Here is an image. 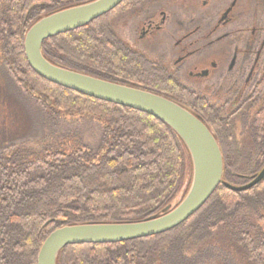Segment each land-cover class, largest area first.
<instances>
[{
    "label": "trees",
    "instance_id": "trees-1",
    "mask_svg": "<svg viewBox=\"0 0 264 264\" xmlns=\"http://www.w3.org/2000/svg\"><path fill=\"white\" fill-rule=\"evenodd\" d=\"M94 1L10 0L3 12V65L38 112L54 123L74 115L95 118L104 128L97 150L69 146L64 138L63 145L45 146L41 153L16 147L0 154V264H38L46 239L65 226L137 223L161 216L180 205L190 189L191 156L171 128L146 114L49 83L30 67L24 50L28 31L49 15ZM141 1L124 0L118 11ZM113 14L48 39L44 58L59 68L153 93L201 119L194 110L204 114L202 101L153 72L115 38ZM257 94L252 131L261 145L264 88ZM211 120L223 156V181L237 186V167L229 165L226 144L232 129L214 116ZM258 160L264 162V153ZM263 206L264 180L242 193L220 186L193 218L169 233L119 244L69 246L57 264H164L173 257V264H197L207 251H225L237 264H264Z\"/></svg>",
    "mask_w": 264,
    "mask_h": 264
},
{
    "label": "flooded vegetation",
    "instance_id": "flooded-vegetation-1",
    "mask_svg": "<svg viewBox=\"0 0 264 264\" xmlns=\"http://www.w3.org/2000/svg\"><path fill=\"white\" fill-rule=\"evenodd\" d=\"M120 6L109 13L115 38L202 101L204 114L194 112L211 133L213 116L232 128L237 122V148L244 153L257 112L246 130L241 117L260 102L257 92L264 88V0H143L118 11Z\"/></svg>",
    "mask_w": 264,
    "mask_h": 264
},
{
    "label": "water",
    "instance_id": "water-1",
    "mask_svg": "<svg viewBox=\"0 0 264 264\" xmlns=\"http://www.w3.org/2000/svg\"><path fill=\"white\" fill-rule=\"evenodd\" d=\"M123 2L96 0L41 19L26 34L24 50L27 61L32 70L49 83L146 114L171 128L191 156V186L180 205L174 209L167 208L161 216L137 223L75 225L54 231L40 249L38 264H57L61 251L69 246L119 244L169 233L193 218L220 186L242 193L250 191L264 180L263 168L245 186L237 187L223 181V156L215 136L201 119L179 105L153 93L59 68L44 58L42 46L45 41L86 27Z\"/></svg>",
    "mask_w": 264,
    "mask_h": 264
},
{
    "label": "rangeland",
    "instance_id": "rangeland-1",
    "mask_svg": "<svg viewBox=\"0 0 264 264\" xmlns=\"http://www.w3.org/2000/svg\"><path fill=\"white\" fill-rule=\"evenodd\" d=\"M9 1L0 0V22ZM101 51H103L102 48ZM107 52L106 50V59L110 60L111 55ZM259 105L260 102H257L251 111L245 112L241 117L243 129L249 128V121L257 112ZM38 110L40 109L35 101L18 89L10 73L2 65L0 67V154L9 148L16 147L41 153L45 146L63 145L64 138H67L69 146L75 144L91 150H97L100 147L104 125L97 119L80 118L79 115H74L75 117H63L61 121L54 123ZM261 119L264 120V114ZM232 125H230L231 129H236V132L234 130L230 132L231 139L226 143L229 145L228 149L231 150L232 157L229 165L232 168L237 167V173H234L237 176V183L234 185L241 186L249 183L251 177L264 168V162L261 164L258 160V156L263 152L260 150V145L253 141L255 136L250 140L251 145L244 150L246 154L242 149H238L237 141L240 143L242 140L241 134L237 133V122L233 128ZM234 164L237 166L233 167ZM239 177L245 178L239 179ZM173 258L165 259L164 264H173L177 260L176 257ZM234 259L237 258H232L231 254L228 256L225 251H207L203 258L198 259L197 264H237Z\"/></svg>",
    "mask_w": 264,
    "mask_h": 264
}]
</instances>
